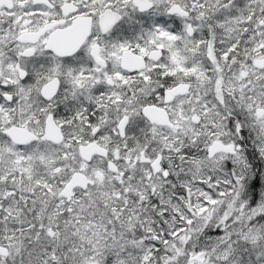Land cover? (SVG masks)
Instances as JSON below:
<instances>
[{
    "label": "snow or ice",
    "instance_id": "snow-or-ice-1",
    "mask_svg": "<svg viewBox=\"0 0 264 264\" xmlns=\"http://www.w3.org/2000/svg\"><path fill=\"white\" fill-rule=\"evenodd\" d=\"M0 264H264V0H0Z\"/></svg>",
    "mask_w": 264,
    "mask_h": 264
}]
</instances>
